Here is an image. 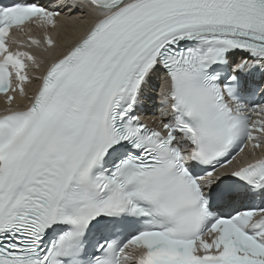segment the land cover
I'll return each mask as SVG.
<instances>
[{"label": "snow or ice", "instance_id": "obj_1", "mask_svg": "<svg viewBox=\"0 0 264 264\" xmlns=\"http://www.w3.org/2000/svg\"><path fill=\"white\" fill-rule=\"evenodd\" d=\"M77 9L90 27L0 114V264H264V207H237L264 198V157L227 171L264 143V0L0 2V93L41 66L10 30L53 50ZM154 78L160 130L137 114Z\"/></svg>", "mask_w": 264, "mask_h": 264}, {"label": "bare ground", "instance_id": "obj_2", "mask_svg": "<svg viewBox=\"0 0 264 264\" xmlns=\"http://www.w3.org/2000/svg\"><path fill=\"white\" fill-rule=\"evenodd\" d=\"M30 29H34L33 27H30ZM45 30V29H44ZM49 30V29H48ZM75 33V32H74ZM35 55L37 56V58H38V62H40V61H42L43 59H45L46 57H48L47 55L48 54H43L42 52H36L35 53ZM36 68H33V70H35ZM33 70H30V71H33ZM153 89H151V88H149L148 90H146V92H145V94L142 96V98H141V101L140 102H146V103H148V105H152V102H150L148 99H147V97H148V94L151 92V93H153V91H152ZM17 93H9L8 95H11V96H13V95H16ZM7 95V96H8ZM7 96H0V100H5V98L7 97Z\"/></svg>", "mask_w": 264, "mask_h": 264}]
</instances>
